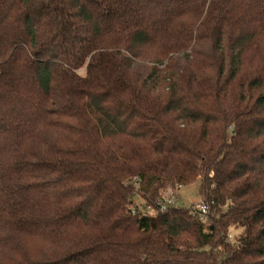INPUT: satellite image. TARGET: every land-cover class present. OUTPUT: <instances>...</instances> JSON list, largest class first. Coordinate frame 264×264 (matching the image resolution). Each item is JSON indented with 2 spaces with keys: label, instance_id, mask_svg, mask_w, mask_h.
<instances>
[{
  "label": "trees",
  "instance_id": "obj_1",
  "mask_svg": "<svg viewBox=\"0 0 264 264\" xmlns=\"http://www.w3.org/2000/svg\"><path fill=\"white\" fill-rule=\"evenodd\" d=\"M0 264H264V0H0Z\"/></svg>",
  "mask_w": 264,
  "mask_h": 264
},
{
  "label": "built area",
  "instance_id": "obj_2",
  "mask_svg": "<svg viewBox=\"0 0 264 264\" xmlns=\"http://www.w3.org/2000/svg\"><path fill=\"white\" fill-rule=\"evenodd\" d=\"M135 184V193L138 191L139 179L133 180ZM179 188L168 189L161 197H159L153 204H148L142 201L138 195H135V203L132 207L131 214L133 216L165 213L170 209L180 208ZM189 215L193 219L204 220L210 213L209 205L204 201L197 202L189 208Z\"/></svg>",
  "mask_w": 264,
  "mask_h": 264
},
{
  "label": "rangeland",
  "instance_id": "obj_3",
  "mask_svg": "<svg viewBox=\"0 0 264 264\" xmlns=\"http://www.w3.org/2000/svg\"><path fill=\"white\" fill-rule=\"evenodd\" d=\"M199 184L200 183L197 182L195 184L179 188L178 194L180 200V208H189L191 205L204 200L203 197L199 195Z\"/></svg>",
  "mask_w": 264,
  "mask_h": 264
}]
</instances>
